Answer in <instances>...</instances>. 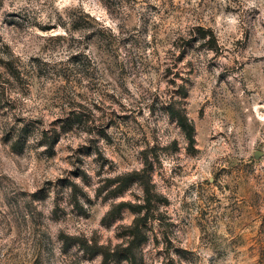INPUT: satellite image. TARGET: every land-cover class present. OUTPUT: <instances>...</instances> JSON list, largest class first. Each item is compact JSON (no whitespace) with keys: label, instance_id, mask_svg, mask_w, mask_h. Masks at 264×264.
<instances>
[{"label":"clouds","instance_id":"clouds-1","mask_svg":"<svg viewBox=\"0 0 264 264\" xmlns=\"http://www.w3.org/2000/svg\"><path fill=\"white\" fill-rule=\"evenodd\" d=\"M9 2L5 0V7ZM23 3L30 15L18 20L19 29L14 25L0 32L13 43L24 42L23 74L30 81L27 87H18L6 64L0 65V242L6 246L4 251L14 242L27 240L31 252L41 253L43 264H130L131 258L109 261L108 250L92 249L108 227L98 224V215L117 203L108 196L107 181L122 171L136 170L140 175L133 183L140 198L134 203L152 200V213L146 218L151 231L145 229L148 264H247L246 254L221 231V224L229 230L230 224L218 214L216 222L210 218L202 226L194 254L178 251L182 243L189 246L184 242L187 234L196 231L194 224L177 229L152 217L167 215L168 209L157 203L155 194L161 191L160 177L169 175L170 163L195 162L189 148L191 124L199 109L205 111L197 159L208 160L201 178L209 185L217 184V169L231 168L244 154L251 134L264 141V124L257 125L250 111L264 100V0H185L179 11L170 6L172 0H102L99 24L64 11L62 0ZM201 24L224 37L219 53L209 44L210 36L196 30ZM53 33L63 39L39 38ZM241 37V43L235 44ZM30 56L47 63L29 62ZM0 59L13 57L0 53ZM5 101L14 103V110L12 103L4 107ZM73 111L87 115L72 121L70 128L67 121L58 120ZM21 116L40 122L18 121ZM219 132L223 136H218L215 150L223 159H212L207 136ZM259 171L264 174V168ZM118 183L110 188L116 189ZM185 187L171 189L173 223L195 216V209L204 203L195 191L185 196ZM146 211L138 209L132 218L139 220ZM130 212L121 209L111 219ZM89 213L91 220L86 218ZM25 223L28 227L21 231L18 226ZM61 233L79 239L69 243ZM132 238L124 237L121 243ZM3 264L17 261L9 253Z\"/></svg>","mask_w":264,"mask_h":264},{"label":"rangeland","instance_id":"rangeland-1","mask_svg":"<svg viewBox=\"0 0 264 264\" xmlns=\"http://www.w3.org/2000/svg\"><path fill=\"white\" fill-rule=\"evenodd\" d=\"M183 2H185V0H172L170 6L179 11L182 10L180 4ZM186 2L191 3L192 0H186ZM62 4L64 6V11L68 13H79L81 18L88 17L89 20H94L96 24L101 22L103 9L102 0H62ZM152 7L155 8L154 5ZM197 7H199V4H197ZM29 15V10L24 6L23 0H10L7 7H5V0H0V32L6 29H12L14 25L19 29L18 20L26 19ZM105 23L107 22L105 21ZM45 27H48L49 32L52 31L51 27ZM196 30L205 35H209V44L219 53V49L224 46V37L219 35L214 29L210 27L206 28L202 24L197 25ZM39 38L47 40L63 39L62 36H58L54 33L48 37ZM247 38L249 41L251 40L250 36ZM242 39H244V37L235 40L234 43L239 45ZM0 43H2L0 53L13 57V60L9 61L0 59V65L6 64L9 75L16 80L18 87H27L30 81L25 80L24 75L26 74H23L22 54L25 52L23 47L24 42L17 39L13 43L0 35ZM185 43L188 42L185 41ZM31 61H37L42 64L47 63V61H41L39 56H30L29 62ZM165 71L168 70L166 69ZM225 75L226 74L222 73L221 77L223 78ZM36 79L38 80L39 77H36ZM4 82L9 83L7 80ZM2 87L3 85H0V88ZM29 91H31V88H29ZM77 95H79V93H77ZM246 95H252V93L246 92ZM24 102H27V98ZM9 103L12 102L5 101L3 106L6 107ZM80 107H83V105H80ZM14 108L15 104L12 103V109L14 110ZM204 111L203 107L199 109L191 124L193 138L189 152L191 153V160L195 162H191L188 165L170 163L169 175L166 178L160 177L163 180L160 186L161 191L155 194L157 203L168 209L167 215L161 212L159 217L153 216L152 218L160 219L162 222L168 223L169 227L177 229L181 225L187 228L189 224H194L196 231L187 234L184 242L189 246H184L182 243V247L178 249V251H183L187 254H194L195 246L200 240V230H202V226L208 223L210 218L212 222H216V214H218L221 220L226 219L230 224V230L228 226L221 224V231L225 233L226 237L230 236L231 241L237 248L240 249L242 253L246 254L247 264H264V187H261V185H264V174L259 171L260 168H264V141L257 139L254 133L251 134L244 146V154L239 156L237 162H232L231 168L222 167L217 169L215 173L217 184L209 185L206 178H201L203 170L208 165V160L203 157L197 159L201 152L199 129L204 127ZM234 111L235 109H233V112ZM250 111L255 117L257 125L264 124V100L254 105ZM70 113L68 117H58V120H67L68 127L72 121H77L76 118H74L76 115L71 117ZM80 114L83 115V117L87 115V113ZM17 119L18 121L28 120L29 123L40 122L32 121L30 118L23 116ZM185 120H187V117H185ZM55 122L57 121H53V123ZM25 127L27 129V125ZM218 136L222 137L223 132L207 136V153L208 157L212 159H223V157L217 156L215 150ZM164 147H168V145H164ZM159 166L163 168L165 165L160 163ZM221 173L224 174V183L222 185L220 183ZM139 175L140 173L136 170L122 171L119 176L111 177L107 181L109 185L108 196L115 199L117 203L110 206L107 211L98 215V224L100 226L107 224L108 227L104 234L97 239L95 248L92 249V251L108 250L107 257L109 261L112 257L126 258L128 256L131 258L130 264H148L145 258L147 254L144 250L148 247L149 243L147 231H151V228H147L146 218L152 213V200L147 199L145 205L134 203L135 200L140 198L133 183L135 178ZM116 181H119L117 188L111 189V183ZM47 182L50 181H46V183ZM173 185L176 187L186 185V187L183 188L185 196H187L189 191H195L197 196L204 201L202 206L195 209V216L189 215L186 218H180L178 224L172 222V218L175 214V210L172 207L173 201L175 200V195L171 191ZM153 187H155V185H153ZM205 193L206 198L204 195ZM181 199H183V197ZM212 205H215V207H212ZM184 207L185 204L182 203L181 208L183 209ZM125 208L131 210L130 214L127 216H119L118 220L111 219L118 215L119 210ZM145 208L147 211L144 217H140L139 220L132 218L136 210H143ZM86 218L89 220L93 219L92 214L89 213ZM141 221L144 227L141 226ZM18 227H21V231H23L27 229L28 225L25 223ZM81 227H83V225H81ZM145 229H147V231ZM11 234V228H9L8 235ZM19 235L18 233V236ZM129 235L133 238L131 240H124L123 243H121L123 238ZM61 236L69 243L79 239L78 237L68 236L66 233H61ZM2 239L3 238L0 237V240ZM84 239L86 243L88 238L85 237ZM16 240L17 238L14 237V241ZM35 242L40 248H43L41 239L36 238ZM154 242L158 246V240L154 238ZM5 247L6 246L0 242V264H3V257L8 256L9 253L15 258L17 264H43L41 253L39 251L35 253L31 252L27 240L14 242L12 245L7 246V252L4 251ZM137 253H139V255H137ZM156 255L159 256L160 253H156Z\"/></svg>","mask_w":264,"mask_h":264},{"label":"trees","instance_id":"trees-1","mask_svg":"<svg viewBox=\"0 0 264 264\" xmlns=\"http://www.w3.org/2000/svg\"><path fill=\"white\" fill-rule=\"evenodd\" d=\"M70 115H71V117H74V115H76L74 118H76V120L77 121H81V119H82V117H83V115H81L80 113H74V111L72 112V113H70ZM69 119V118H68ZM65 121H67V120H65ZM69 122H70V120H69ZM71 125V124H70ZM70 125H69V128H70ZM27 129H26V127H25V129H23L22 131H26ZM127 258H129L128 256L125 258V259H127Z\"/></svg>","mask_w":264,"mask_h":264}]
</instances>
